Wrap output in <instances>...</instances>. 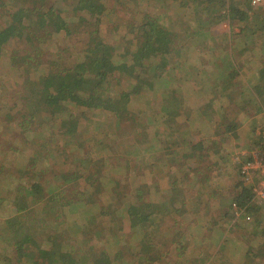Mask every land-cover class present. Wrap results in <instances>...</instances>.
<instances>
[{"label": "rangeland", "instance_id": "1", "mask_svg": "<svg viewBox=\"0 0 264 264\" xmlns=\"http://www.w3.org/2000/svg\"><path fill=\"white\" fill-rule=\"evenodd\" d=\"M102 1L105 2L104 5L99 9L91 10L87 14L88 18L82 19L84 24H89L88 30L90 31L97 29L99 25L100 35L117 49L115 60L120 59V53L124 50V45L129 38L141 39L145 29L151 30V32L158 30L157 26L153 27L152 16L159 17L163 29L175 37L176 50L169 62L159 66L158 75H161V78H156L157 80L160 79L157 83L154 79L153 89L131 94L127 91L135 82L133 77L124 74L119 80L114 81V85H117L115 87L117 91L128 94L132 107L124 111L120 118L113 117L110 119L108 127L105 125L94 132H92L91 127H81L80 124H77L80 113L69 114L71 107L67 109L65 106L62 113L58 115V120L50 124L51 129L54 128V133L40 134L38 132L40 116L34 122H29L19 114L21 105L14 110H8L9 112H5L2 107V105H6L7 108L12 106L13 109L15 103L24 101L21 95H32L29 90L22 92V84L27 83V81L25 76L22 77L21 74L25 72L29 75V63L38 60H36V53L29 49L28 42L21 39H15L4 48V54L0 59V188L10 196L7 198L3 194L2 199H0V228L9 227L7 232L10 235V233L15 232L17 227L22 228L24 224L36 225L37 220H40L39 209L42 205V198L40 197L37 203L31 204L32 197L17 195L18 189L22 190L23 184L21 183L24 182L21 180L22 171L26 169V163L29 164L30 160H34L32 159L34 153H36L37 158H41L39 162H43L45 158L52 155L53 149L58 150L67 145L65 142L71 141L70 149L75 158L82 155V157L93 158L95 165H91L83 172L88 175L92 174L96 180L94 179L95 182L92 186L86 185L85 180L79 181L75 185L71 184V186L67 184L65 195L74 201L73 205L76 207H80L82 200L86 201L87 206L83 203L84 206L77 209L78 213H83V216L86 215L87 209L89 212L95 211L102 205L107 207V202L115 201L116 207L123 211L121 217L124 225L120 224L121 221L118 216L112 221H109L107 217H102L93 225H89L88 228L93 227L92 231L95 233L89 234L86 233L88 228H84V232H82L75 226L77 221L75 225L74 223L70 225V232L63 231L64 229L60 232L54 240V250H65L82 240L88 242V245H92L93 248L90 263L87 264H248L246 260L253 264H264V256L253 259L254 257L246 255L248 249L256 251L259 243L263 241L261 226H264V204L252 211L249 218L243 215L235 220L234 217L233 201L239 195L237 188L240 187L242 181L241 176L239 180L237 178V169L240 168L239 164L246 157V153L255 146L254 140H256L257 130L264 127V117L260 113L263 105L259 101L249 102L243 98L241 95L243 93H238L235 99L240 102L242 108L243 105L246 108H243L242 111L236 101L227 102L229 104L225 108L223 124L218 125L219 122H214L216 127L220 129H223V125H236L238 128L240 127V130L232 131L229 141H225L223 145L220 144L219 138L215 139L211 145L212 156L209 159L198 160L199 165L209 167V177L214 175L215 178V181L210 183L212 187L206 190L223 192L221 207L218 206L216 207L217 210L209 211V213L207 209H204L197 214L193 210L187 211L190 210L187 208L185 213L175 212L162 215L158 222L152 225L153 231L150 233L143 232L141 235L134 233L129 224L131 218L139 215V206L142 203L140 197L142 199L143 196H145L144 199L149 197L151 201L166 203L167 206L172 202L175 206L179 203L178 200H184L186 195L190 194L185 191L188 190L189 184L185 175L190 173L193 177L195 176V171L192 169H187L177 176L175 170L168 168V165H171L170 161L164 158L160 159V153L164 147L163 137L167 136L166 133L156 132L160 126H163L157 122L158 114H160L158 110L163 104V99L170 94L172 97L175 95L177 99L184 95L183 101L178 103L177 108L166 114L168 116L174 115L176 122L187 121V124L192 127L190 131L195 136H201L200 131L203 123L201 120H197L196 110L192 107H196V102L195 104L188 103L189 101L185 99V95L192 92L184 88L187 85L183 82L188 76L190 79H194L193 72L204 58L205 61L213 63L216 67L219 64L220 69L218 67L217 69L220 71V77L218 84L215 85L217 87H215L216 94L223 87L228 88L226 84L229 82V85L237 86L238 79L233 78L239 73V63L243 57L233 53L232 50L241 45L238 42V34L242 28H244V32L250 31L251 33L263 30L264 21L252 20L248 27V22L239 23L230 19L216 22L211 25L209 31L207 30V34H205L207 31L200 33V40L192 35L191 38L189 34L197 29L194 21L199 17L207 16L201 12L198 15L193 14L195 3L192 0ZM226 1L232 3L230 0ZM60 4L61 6L65 5L64 2H60ZM9 7V4H4L1 10L5 13ZM259 9L261 8H256V11ZM63 10L64 14L68 15L66 6H63ZM7 17L10 18V16ZM5 19H7L5 14L4 16L0 14V26L5 25ZM209 32L219 36L221 33H226V38H222V40L209 38ZM87 34L83 31L82 34L75 35L73 40L65 38L64 34H59L52 39V43L67 44L69 49L65 57L69 60H75L80 55L78 45L87 41ZM28 38L32 43L31 37ZM78 40H80L79 44L77 43ZM252 43L254 45L250 46L251 53H247V57L253 65H257L260 72V69L264 68V47L261 42H258V46L262 49L260 50L254 41H251ZM210 44L211 46H218L217 51L216 49L213 51V55L209 51L204 52L202 49L199 53L193 50V47L196 48V46L205 49L208 45L210 47ZM52 45L49 44V48ZM186 69L190 73L187 77ZM32 73L30 72V75ZM39 74L42 72L34 71L31 79L39 78ZM172 90L175 91L173 94L171 93ZM222 91L225 90L222 89ZM235 91L233 89L231 92L235 93ZM246 93L249 94L248 91ZM40 94L44 96V94ZM201 109L204 111L203 115L207 116L205 114L206 105H202ZM252 109H256V111L259 109V114L254 122L248 124V119L251 118L249 113ZM42 115L48 114L43 113ZM67 117L70 118L68 125L61 126L62 121L66 120ZM86 121L88 122L89 119ZM5 122L8 123L7 126H4ZM170 124H174V117H172ZM215 124L213 125L215 126ZM184 128H186L185 125ZM6 130L8 132L4 133ZM2 134L4 135L2 136ZM180 136L182 137L179 141L186 137L185 133ZM188 142L186 141L185 145ZM119 157L129 160L131 163L129 169L120 166L121 162L116 159ZM223 157H226V160ZM60 160L61 158L53 157L56 169H58ZM1 165H4V168ZM209 170L201 169L195 176L196 181L203 180V176L208 175ZM45 172L43 183L46 191L43 195L48 196L52 192L58 191L62 181L55 177L53 170L48 166H46ZM183 176L185 177L183 178ZM85 187L88 189L85 194H81L82 196L79 198L72 197L76 194L75 191L83 192ZM199 189H202V185ZM104 196H109V199L103 202ZM206 198L210 199V196L204 199ZM193 200L201 202L199 197ZM188 205L190 206L189 203ZM133 206L137 209L135 210ZM13 209H17V211L12 212ZM83 216L81 215V217ZM74 218L73 215L68 220L69 223ZM49 224L56 225V221L51 220ZM40 226L36 225L32 228L34 238L31 236L23 244L18 241L19 246L23 245L25 252L30 253L28 257L25 255L26 257L22 258L23 261L20 264H32L36 258L34 253L38 246L50 247L53 245V240L48 236L52 234L48 231L49 228L45 230L46 234H44L43 229L37 230ZM118 227H123L124 238L120 241L114 239V233L117 232ZM141 241L151 244L149 256L139 253ZM0 249H3L1 241ZM9 250L10 256L18 257V249L15 244L13 247H9L7 251ZM6 255H8L7 252ZM156 255L159 260L154 263L150 257ZM205 258H207V262L201 260ZM196 259L198 260L196 261ZM60 263L58 260L54 264Z\"/></svg>", "mask_w": 264, "mask_h": 264}, {"label": "trees", "instance_id": "2", "mask_svg": "<svg viewBox=\"0 0 264 264\" xmlns=\"http://www.w3.org/2000/svg\"><path fill=\"white\" fill-rule=\"evenodd\" d=\"M192 1L195 3L193 14L198 15L201 12L207 16L197 18L194 21L197 28L196 31L191 32V34L188 33L189 36L192 35L200 40V33H203L202 31H209L211 25L216 22L230 19L239 23L248 22V24H250L255 16L259 15L262 18L264 17V9L263 11L262 9L258 11L252 9L249 0H230L232 3L226 0ZM60 2L65 3L63 6L67 7L68 15L64 14L63 6H61ZM104 3L105 2L102 0H0V14L3 16L5 14L7 18L5 19V25L0 26V59L4 54V48L10 44V42L15 41V39L28 42L29 49L36 53V60L38 59L34 63H29V75L25 72L21 74L22 77L25 76L27 81V83L24 82L22 84V92H24V90L25 92L29 90L32 92V95H21L24 101L15 103L13 109L12 106L7 108L6 105H2L5 112L14 110L17 106L21 105L22 107L19 110L20 116L29 122H34L40 116L38 132L40 134H45L48 132L54 133V128L51 129L50 124L58 120V115L62 113L65 106L67 109L71 107L69 109V114L73 115L78 112L80 113L77 124H80L81 127H91L92 132H94L96 129L105 125L108 127V121H110V119L113 117L120 118V116L124 114V111L132 107L128 94H122V92L117 91L115 89L117 85H114V81L119 80L124 74L133 77L135 82L131 89L127 91L131 94L154 88L152 84L154 79L161 78V75H158V70H160L159 66L169 62L176 50L175 37L170 33L168 34L166 30L163 29L160 25L159 17L152 16L151 22L154 24L153 27L155 28L157 26L158 30L156 32H151V30L148 31L145 29L141 39L129 38L124 45V50L120 53V59L115 60L117 49L115 46L106 42L105 38L100 35L99 25L97 29L90 31L88 30L89 24H84L85 22L82 19L88 18L87 14L90 13L91 10L99 9ZM4 4H9L10 6L5 13L1 10ZM260 7L264 8V4ZM7 16H10V18ZM83 31L88 33L87 41L84 44L78 45V48H80V55L77 56L75 60H69L65 57L69 49L67 44L62 42L52 43V39L56 35L64 34L65 38H71V40H73L75 35L82 34ZM208 31L205 32V34H207ZM241 31H244V28H242ZM29 36L33 41L32 43H30ZM77 43L79 44L80 40H78ZM49 44H53V47L51 46L52 48H49ZM15 51H18V49H15ZM34 71L42 72V74H39V78L31 79V75ZM30 72L33 73L30 75ZM259 74V79L261 80L256 85H252L248 88L247 91L249 94L246 93V91L242 96L249 101L252 100V98H254L253 100L256 99L257 102L259 101L263 105V109H261L264 111V68L260 69ZM158 80L156 79L155 83H157ZM29 81L31 82L28 83ZM197 82L193 85V89L203 92V94L209 92L211 96L217 93H215L216 84L207 85L204 78L198 83ZM226 88L227 87H223L222 89L226 90ZM174 92V90L171 91L172 94ZM40 93L44 94V96H41ZM181 97L183 98L184 95ZM202 98L205 99L204 96ZM181 99H177L175 95L172 97L171 94L163 99L162 114L158 115L157 120L159 124H165L167 126L172 125L170 124L172 118L167 114L177 108ZM236 104L242 111L246 108L243 105V109L238 101H236ZM43 113H47L48 115L41 116ZM224 116L221 114L218 125L222 123ZM69 119L67 117L66 120L62 121L61 126H67ZM87 119H89L88 122L86 121ZM7 124L8 123L5 122L4 126H7ZM223 129L226 134H231L232 131H237L238 127L236 125H223ZM259 130H257L254 145L259 143ZM6 132L8 131L6 130L4 133ZM3 135L4 134H2V136ZM65 143H67L66 146L60 147L58 150L53 149L52 155L45 158L43 162H39L41 158H37V155H35L36 153H34V157H32L34 160H30L29 164L26 163V169L22 171L21 180H24V182L21 183L23 184V186H21L22 190L19 188L17 195L22 194L32 197L31 204L37 203L38 199L40 197L42 198V205L39 209L40 220H37L35 224L41 225L37 230L43 229L44 234H46L45 230L49 228L48 231L52 234L48 236L53 240V245L50 247L38 246L36 249L37 251L34 253L36 258L33 260L32 264H54L58 260L61 262L60 264L90 263L93 248L92 245H88V242H83L81 240L65 250L53 249L54 240L58 237L60 232L63 229V231H69L70 225H73V223L75 225L77 221L75 226L82 232H84V228H88L90 224L93 225L102 217H107L109 221H112L118 216L121 221L120 224L124 225L121 217L123 211L116 207L115 201L107 202V207L102 205L100 208L95 209V211L91 210V213L87 209L86 215L83 216V213H78L77 209L84 206V204L87 206L86 201L82 200L80 207H76L73 205L74 201L67 198L65 192L67 191L68 185H75L77 182L85 180L86 185L92 186L96 179L92 174L88 175L83 172V170L90 168L91 165H95L92 160L93 158L82 157L83 155L79 158H75L70 149L71 141ZM53 157L61 158L58 169L55 168ZM116 159L121 162L120 166L128 169L130 168L131 163H129L127 158L119 157ZM105 160L108 161V159ZM1 166L4 168V165ZM37 166H39L38 169ZM46 166L53 170L57 179L62 181L58 191L52 192V194L48 196L43 195L46 191V187L43 183ZM239 186V195L235 197L233 202L240 206L255 203L254 206L250 205L252 206L251 209L249 207L247 210V214L250 215L252 211L260 206H256V202H252L254 194H252L251 188L247 186L244 181H241ZM86 188L87 187L83 189V192L78 190L75 191L76 194L72 197L79 198L82 196L81 194L86 193L88 190ZM3 194L7 198L10 196V194L2 191L0 188V199H2L1 196ZM144 197L145 196H143V199L140 197L142 203L139 206V215L137 217L133 215L134 217L132 216L133 218L130 219L129 223L134 233L137 235H141L143 232L150 233L153 231L154 228L152 225L157 223L162 215H168L171 209L166 203H157L151 201L149 197L145 199ZM108 199L109 196H104L102 201L104 202ZM91 207L94 208L92 205ZM134 208L135 210L137 209L136 207ZM76 210L77 213H75ZM16 211L17 209L12 210V212ZM73 215L75 218L69 223L68 220H70ZM81 215L83 217H81ZM48 217H50V219H48ZM51 220H55L56 225L49 224ZM36 225L30 226L24 224L22 228L17 227V229L14 230L15 232L10 233V235H8L7 232L10 229L9 227H5L6 229L0 228V241L3 246V249H0L1 264H20L23 261L22 258L29 256L30 253L25 252L23 245L19 246L18 241L23 244V242L28 240L31 236L34 238V230L32 228ZM92 230L93 227L91 229L88 228L86 233H94ZM122 231L123 227H118L117 232L114 233V239L117 241L123 239L124 235ZM261 235L263 236V241L259 243L256 251L247 250L246 255L254 257L253 259H259L261 256H264V226H261ZM14 244L18 249L17 258L10 256V250L7 251L8 248L13 247ZM140 245L141 249L139 253L149 256L152 248L151 244L141 241ZM6 252L9 256L6 255ZM150 259L156 263L159 257L156 255L150 257ZM197 260L198 259H196V261ZM201 260L207 262V258ZM246 262L248 264H253L249 263L247 260Z\"/></svg>", "mask_w": 264, "mask_h": 264}, {"label": "crops", "instance_id": "3", "mask_svg": "<svg viewBox=\"0 0 264 264\" xmlns=\"http://www.w3.org/2000/svg\"><path fill=\"white\" fill-rule=\"evenodd\" d=\"M259 8L264 9L263 7H259ZM252 20H257L260 22V21H264V17L262 18L261 16L257 15ZM248 26L249 24L247 25V27ZM263 26H264V23H263ZM253 33H251L250 31H247V32L241 31L238 34L239 35L238 42L241 45L238 48H234L232 50L233 53L243 57V59L239 63V66H240L238 70L239 73L238 75H236L235 78H233V79H238L237 86L236 85L231 86L229 85L230 84L229 82L226 84L228 88L224 92L221 89L218 94H213L212 96L211 94L209 95L208 92L203 94V92H199L196 89H193V85L197 81L198 82L201 81L202 78H204L205 83L207 85H212L214 83L218 84V80L220 77V71L218 70L220 69L219 64L217 65L218 67L217 69L216 65H214L213 63H208L209 61H205L204 58L203 59L201 58L202 60L199 59L201 61L200 63H198V67L193 72V74L195 75L194 79L192 78L190 79V77L188 76V74L190 73L188 72V69H186V77L188 76L187 77L188 80L186 79L183 82V83H186L187 85L184 88L189 89V91H191L192 93L189 95H185L186 96L185 99L189 101L188 103L195 104L196 102V107L195 106H192V107L195 108L196 110L197 118H198L197 120L199 121L201 120L203 123L202 129L200 131L201 136H195L190 131L192 127L190 126V124H187V121L181 120L180 122L179 121L176 122L174 115L169 116L171 118L174 117L173 125L167 126L165 124H162L163 126H160V128L156 130V132H160L161 134L162 133L167 134L166 137H163L164 147L160 153L161 154L160 159H163V158L165 160L168 159L172 165V166L168 165V168L171 170H175V174L177 176L183 173L187 169H192L193 171H195V176L197 175V173L200 172L201 169L208 171L209 167H206L204 165H199L198 160H203L205 158L209 159V157L212 156L213 151H212L211 145L213 144V141H215V139L219 138L218 140L221 145H223L225 141H229L230 134H226L224 129L217 128L214 122L216 123L219 122L221 114L222 116H224L226 105L229 104L227 102L232 103L233 101H236L235 97L238 93L241 94V93L246 92L247 87L256 85L261 80L259 79L260 74H259V69L257 65L252 64L250 59L247 57V53H251L250 46L254 45L253 43L251 44L252 40H254L255 44H257L256 46H258V42H261L264 47V31L258 30ZM208 36L209 38H216V39L222 40V38H226V33H221L219 36L217 34L214 35L213 33L209 32ZM258 48L262 50L259 46ZM200 49H202L204 52L209 51V53L213 55L214 53L213 51L215 49L217 51L218 46L215 45V46L209 47L208 45L205 49L201 46H196V48L193 47V50L194 51L196 50L197 53L200 52ZM203 68L205 70H202ZM223 76H225L224 73H223ZM233 89L236 90L235 93L231 92ZM203 96L205 97V99L202 98ZM179 98L181 99L182 97H179ZM183 99L184 97L181 99V101ZM253 99L254 98H252V100H250L249 102L251 101L257 102L256 99L255 100ZM202 105H206L207 110L205 114H207V116L203 115L204 111L201 109ZM162 106L158 110V113H160V115L162 114ZM260 113H262L264 117V111L262 110ZM258 114H259V109H257V111L256 109H252V111L249 113V115H251L250 116L251 118L248 119L249 120L248 124L254 122ZM213 124H215V126ZM184 125L186 126V128H184ZM239 128L238 130H240ZM184 133L186 137L182 139L181 141H179V139H181L182 137L180 135ZM186 141H189V142L185 145ZM223 158L226 160V157H223ZM237 171H238L237 178L239 180L240 179V175H239L240 169L238 168ZM209 173H210V170L208 172V175L203 176V180H198V181H196L195 176L193 177L190 173H187V175H185L189 181L188 190H185V191H187L190 194L186 195L185 197L186 199L178 200L179 203L175 206H173L172 202L169 203L168 207H171L172 205L169 214L175 213V212L185 213L187 208L190 209L187 211L193 210V212H196L197 214H199V212L203 211L204 209H207L209 213V211L217 210L218 208L216 209V207L218 206L221 207V204H222L221 196H223V192H217L216 190L215 191L206 190L212 187L210 183L215 181L214 175H212V177H209ZM185 176H183V178ZM200 184L202 185V189H199V187H201ZM237 189L239 190V188ZM208 196H210V199L209 198H206L207 200L204 199L205 197H208ZM196 197H199L201 199V202L193 200ZM188 203L190 204V206L188 205ZM213 206H215V208H213ZM192 207L194 208L192 209ZM202 225H205V223H202Z\"/></svg>", "mask_w": 264, "mask_h": 264}, {"label": "built area", "instance_id": "4", "mask_svg": "<svg viewBox=\"0 0 264 264\" xmlns=\"http://www.w3.org/2000/svg\"><path fill=\"white\" fill-rule=\"evenodd\" d=\"M249 3L252 9H256L264 4V0H249ZM258 135L260 136L259 143L246 153V157L240 164V176L254 194L252 202H256V206H262L264 204V128L258 131ZM254 204L240 206L233 203L235 220L245 214L249 218L247 210L251 207L250 205L254 206Z\"/></svg>", "mask_w": 264, "mask_h": 264}]
</instances>
